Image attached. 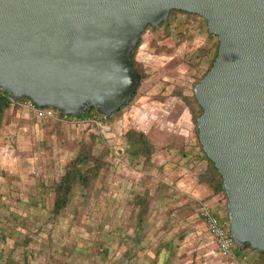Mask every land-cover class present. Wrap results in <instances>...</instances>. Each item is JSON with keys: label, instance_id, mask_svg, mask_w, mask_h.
<instances>
[{"label": "rangeland", "instance_id": "374dc122", "mask_svg": "<svg viewBox=\"0 0 264 264\" xmlns=\"http://www.w3.org/2000/svg\"><path fill=\"white\" fill-rule=\"evenodd\" d=\"M169 17L141 36L135 61L145 78L135 97L97 126L37 120L11 106L6 111L0 264H225L199 204L228 215L227 199L211 197L200 183L207 164L183 99L208 70L215 40L200 17ZM131 133L144 134L154 152L147 147V157L135 156ZM84 149L109 164L89 189L75 186L56 213V186ZM140 210H146L141 226ZM254 255L248 252L250 262Z\"/></svg>", "mask_w": 264, "mask_h": 264}, {"label": "water", "instance_id": "95a60500", "mask_svg": "<svg viewBox=\"0 0 264 264\" xmlns=\"http://www.w3.org/2000/svg\"><path fill=\"white\" fill-rule=\"evenodd\" d=\"M219 41L195 86L199 139L223 178L230 235L264 253V0H0V88L11 100L110 117L142 81L133 51L171 11Z\"/></svg>", "mask_w": 264, "mask_h": 264}, {"label": "trees", "instance_id": "16d2710c", "mask_svg": "<svg viewBox=\"0 0 264 264\" xmlns=\"http://www.w3.org/2000/svg\"><path fill=\"white\" fill-rule=\"evenodd\" d=\"M175 13H181L187 16H192V17L194 16L200 17L207 24L206 20L199 15L184 12V11L173 10L171 11L170 16ZM169 18L166 21H168ZM163 23H161L160 26H162ZM148 28H152V27L148 26L146 30H148ZM141 36L139 39V43L141 40ZM207 36L209 40H215L214 48L210 54L208 70L203 76H201L198 79L196 85L200 83L203 80V78L207 75V73L212 69L217 59V56H218V51H219L218 38L214 35H210L208 31H207ZM139 43L137 44V46L135 47L133 51V65H134V68L141 75V78L143 81L145 77L143 73L139 70L138 65L135 61V52L139 46ZM135 95L131 98V100L135 97ZM183 99L191 106V113H192L193 121L196 124V137H197L198 147L200 150V156H199L200 160H202V162H205L207 164L205 173L200 175L201 176L200 183L208 185V187L211 190V197L223 195L227 199L224 188H223V178L221 174L219 173V171L217 170L215 164L205 154L203 147L200 143L197 119L203 114V108L199 105L197 101V98L195 95V89H194V94L192 95V97H190L189 99H185V98ZM10 100H11L10 94L2 91V89L0 88V123L6 111L10 108ZM130 101L122 109H124L130 103ZM58 111L62 116L64 115V112L60 110ZM102 118L103 117L97 113L95 107L89 106L86 109V113L81 117H77V120L83 123H94L95 124V121H101ZM95 125L97 126V124ZM129 142L132 145L131 147L134 149L133 151L134 155L137 157L139 156L147 157V147L151 149V153L154 152V145L142 133H138V134L131 133L129 136ZM107 164H109L108 161H103L98 156L96 157V155H94L90 149H84V151L80 153V155L67 166L65 174L63 175V177L60 179V182L56 186V189H55V196H56L55 211L56 213L60 212L62 209L67 207L70 201L72 190L75 186H81L83 189H89L95 183V181L99 179L101 170L104 167H106ZM204 203L205 202L202 201L199 204V208ZM215 213L219 217V219H221V221H228L227 217H221L219 215V211L215 210ZM145 215H146V210L139 211L138 224L140 226L142 225L144 221ZM249 251L255 253L254 255L255 257H253L251 260L252 263L249 261V257H248ZM234 257L237 261H240L244 257H246L247 261L245 262V264H264V253L252 249L250 245H247L246 249L242 252H240L239 248L237 247L234 251Z\"/></svg>", "mask_w": 264, "mask_h": 264}, {"label": "built area", "instance_id": "2783aa9c", "mask_svg": "<svg viewBox=\"0 0 264 264\" xmlns=\"http://www.w3.org/2000/svg\"><path fill=\"white\" fill-rule=\"evenodd\" d=\"M10 106L21 112L32 115L37 120L44 121H61L74 126H84L85 124L78 121L77 117L64 114L63 116L57 109L41 108L28 98L19 100H10ZM199 216L205 223L214 243L216 244L219 255L222 259L230 261L231 264H245L247 258L237 261L234 257V251L237 248L233 238L230 235L229 221H221L216 215L214 208L204 203L199 208Z\"/></svg>", "mask_w": 264, "mask_h": 264}, {"label": "crops", "instance_id": "0c3cea01", "mask_svg": "<svg viewBox=\"0 0 264 264\" xmlns=\"http://www.w3.org/2000/svg\"><path fill=\"white\" fill-rule=\"evenodd\" d=\"M213 207V206H212ZM214 208V207H213ZM214 210H216L215 208H214ZM218 211V210H217ZM219 215L221 216V217H227L228 218V215H224V211H220L219 210ZM225 264H231V262L230 261H226L225 260Z\"/></svg>", "mask_w": 264, "mask_h": 264}]
</instances>
